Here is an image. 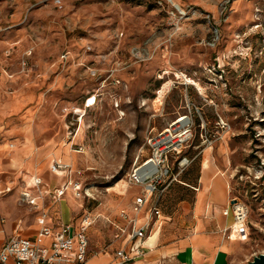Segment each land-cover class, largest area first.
<instances>
[{
  "label": "rangeland",
  "instance_id": "rangeland-1",
  "mask_svg": "<svg viewBox=\"0 0 264 264\" xmlns=\"http://www.w3.org/2000/svg\"><path fill=\"white\" fill-rule=\"evenodd\" d=\"M0 28V77L29 82L34 106L54 92L67 124L62 144L76 157L68 177L90 195L68 192L56 205L71 209L74 225L86 213L95 219L88 255L111 251V221L134 196L133 162L148 153V135L182 114L195 121L184 149L195 159L182 179L194 185L201 161L213 158L229 179V196L250 208L248 251L239 264L264 251V0H63L62 7L0 0ZM25 58L38 66L29 77L20 72ZM59 75L62 83L53 85ZM19 83L0 89L14 92ZM18 180L1 186L0 198L14 194L28 205L20 195L41 192L34 176ZM121 180L125 186L116 184ZM195 192L174 184L163 210L175 211L182 200L190 208ZM39 203L50 201L45 195Z\"/></svg>",
  "mask_w": 264,
  "mask_h": 264
},
{
  "label": "crops",
  "instance_id": "crops-1",
  "mask_svg": "<svg viewBox=\"0 0 264 264\" xmlns=\"http://www.w3.org/2000/svg\"><path fill=\"white\" fill-rule=\"evenodd\" d=\"M34 67L37 70L36 64ZM62 80L63 76L59 75L53 80V85L61 84ZM9 83L19 82L17 78L9 80L0 77V88ZM28 83H19L18 89L11 93L0 89V187L6 183H18L22 176L30 183L31 177L34 176V186L41 194L26 191L29 192L30 198H35L37 205L26 202L28 205L21 206L14 194L0 198V248L8 238L16 234L35 236L39 228L38 218L43 211L48 214L47 223L54 228L61 222L73 223L71 209L62 203L56 205L59 201L55 202L52 197L54 189L64 185L69 179L68 171L61 169L58 170L60 172H48L56 161L70 166L75 162V155L70 152L69 147L64 148L62 144L67 124L55 109L54 92L44 93L40 98V105L34 106L31 101L37 97V91L34 87L27 86ZM72 151L79 152L78 149ZM218 170L221 169L213 158L203 164L201 161L194 185L182 179V175L180 181L171 185L182 183L196 191L194 203L190 208L187 207L186 201L182 200L175 211L165 212L162 204L167 191L164 193L161 201L163 216L146 238L148 249L144 256L138 258L139 263H240L247 254L248 240L228 239L225 236L224 229L232 224L233 216L223 214L222 210L232 196H229L228 177L224 171V174H221ZM42 171H45L47 178L41 175ZM37 177L42 179L43 184H36ZM51 182L55 184L53 189H50ZM129 187L134 196L131 197L129 206L123 209L132 207L139 191L137 186ZM68 192L75 194L72 189H68L63 197ZM45 195L50 204L40 205L39 199ZM119 212L111 221L112 235L113 221L122 222ZM122 246H127L128 249L130 244L116 240L111 251L88 255L85 264H112L116 249Z\"/></svg>",
  "mask_w": 264,
  "mask_h": 264
},
{
  "label": "built area",
  "instance_id": "built-area-1",
  "mask_svg": "<svg viewBox=\"0 0 264 264\" xmlns=\"http://www.w3.org/2000/svg\"><path fill=\"white\" fill-rule=\"evenodd\" d=\"M53 1L56 6H63V0ZM88 49H92V46H88ZM10 52L8 50L7 55ZM30 54L31 50L27 55ZM67 57L68 52L61 54V59ZM34 71V64L25 58L20 72L29 77ZM9 92H13V89L9 88ZM194 126L192 116L182 114L168 127L148 135L144 144L148 153L143 157L137 156L128 174V185L139 187V191L132 207L119 212L122 222L113 221L114 241L123 240L130 246L128 249L127 246L117 248L112 264H142L138 262V258L144 256L148 249L146 238L163 216L161 201L164 193L174 182L180 181L183 172L195 159L184 152L194 137ZM58 169L67 170L69 175L72 172L69 164L56 161L51 165V170L55 172ZM35 182L37 185L43 184L40 177ZM68 189H72L77 196L90 195L85 192L87 189L80 180L69 177L64 185L54 189L53 200H61ZM29 196V192H23L21 199L37 205L35 198ZM222 212L233 216L232 224L224 229L226 238L248 240L251 234L249 206L237 196H232ZM47 215L46 211L40 214L35 236L16 234L5 241L0 248V263L85 264L89 254L87 230L95 221L92 215L86 213L78 225L61 222L56 228L47 223Z\"/></svg>",
  "mask_w": 264,
  "mask_h": 264
},
{
  "label": "water",
  "instance_id": "water-1",
  "mask_svg": "<svg viewBox=\"0 0 264 264\" xmlns=\"http://www.w3.org/2000/svg\"><path fill=\"white\" fill-rule=\"evenodd\" d=\"M249 264H264V251L255 255Z\"/></svg>",
  "mask_w": 264,
  "mask_h": 264
},
{
  "label": "bare ground",
  "instance_id": "bare-ground-1",
  "mask_svg": "<svg viewBox=\"0 0 264 264\" xmlns=\"http://www.w3.org/2000/svg\"><path fill=\"white\" fill-rule=\"evenodd\" d=\"M174 5H175L177 8H180L179 4H177V3H174ZM180 5H181V4H180ZM124 112H125V111H124ZM124 112L121 111L122 114H124ZM180 120H181V119H180ZM180 120H179V121H180ZM82 121H83V117H82ZM79 132H80V130H79ZM79 132H78V134L76 135V137L79 135ZM12 145H13V144H12ZM33 160H34V159H33ZM58 170H61V169H58ZM58 170H56L55 172H58ZM220 173H221V174H224V172H220ZM223 176H224V175H223ZM227 181H228V180H227ZM125 183H126V181H124V180H123V181L121 180V181H119V182H116V184H118V186H120V185H122V184L125 186ZM111 189H112V188L109 187V188H108V191H111Z\"/></svg>",
  "mask_w": 264,
  "mask_h": 264
}]
</instances>
